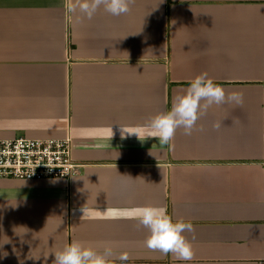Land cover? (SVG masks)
<instances>
[{
	"label": "crops",
	"instance_id": "obj_1",
	"mask_svg": "<svg viewBox=\"0 0 264 264\" xmlns=\"http://www.w3.org/2000/svg\"><path fill=\"white\" fill-rule=\"evenodd\" d=\"M64 4L0 0V140L68 139L83 166L69 180L0 181V264H53L73 240L127 252L123 264H264V0H136L83 24ZM204 72L243 105H214L203 132L168 145L121 138ZM145 205L192 223L193 260L144 245L148 229L126 213Z\"/></svg>",
	"mask_w": 264,
	"mask_h": 264
},
{
	"label": "clouds",
	"instance_id": "obj_2",
	"mask_svg": "<svg viewBox=\"0 0 264 264\" xmlns=\"http://www.w3.org/2000/svg\"><path fill=\"white\" fill-rule=\"evenodd\" d=\"M136 0H65V13L77 24L85 20H92L101 8L111 16L120 17L132 11ZM243 93L225 92V89L214 82L206 72L194 77L187 90L177 95L171 109L149 117L147 123L138 126L135 130L120 126L121 138L135 134L138 138H156L159 144L168 145L173 140L178 130L185 136H191L194 131L203 132V126L197 122L206 116L208 110L214 105L219 107L224 104L242 106ZM222 121L213 122L212 128L219 131ZM113 136V131L111 128ZM128 218L138 222L137 227L148 229L149 235L144 245L153 251L162 254H173L178 260L191 261L195 252L192 242L186 238L185 232L194 233L191 222L183 219L173 220L167 209L163 206L145 205L137 207L126 213ZM193 235V239H194ZM54 253L53 264H110L113 257L118 258L122 264L129 259L127 252L117 255L113 247L105 245L103 251L94 247L85 246L82 242L73 240L65 244L62 249Z\"/></svg>",
	"mask_w": 264,
	"mask_h": 264
},
{
	"label": "built area",
	"instance_id": "obj_3",
	"mask_svg": "<svg viewBox=\"0 0 264 264\" xmlns=\"http://www.w3.org/2000/svg\"><path fill=\"white\" fill-rule=\"evenodd\" d=\"M82 168L71 156L68 139L0 140V181L69 180L78 176Z\"/></svg>",
	"mask_w": 264,
	"mask_h": 264
}]
</instances>
